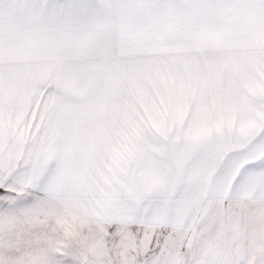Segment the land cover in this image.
Masks as SVG:
<instances>
[{
    "label": "snow or ice",
    "instance_id": "1",
    "mask_svg": "<svg viewBox=\"0 0 264 264\" xmlns=\"http://www.w3.org/2000/svg\"><path fill=\"white\" fill-rule=\"evenodd\" d=\"M0 264H264V0H0Z\"/></svg>",
    "mask_w": 264,
    "mask_h": 264
}]
</instances>
